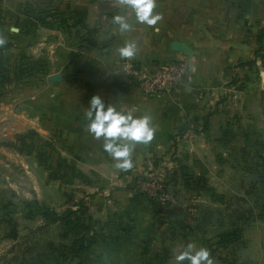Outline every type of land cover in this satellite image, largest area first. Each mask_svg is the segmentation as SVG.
Returning a JSON list of instances; mask_svg holds the SVG:
<instances>
[{
    "label": "crops",
    "instance_id": "crops-1",
    "mask_svg": "<svg viewBox=\"0 0 264 264\" xmlns=\"http://www.w3.org/2000/svg\"><path fill=\"white\" fill-rule=\"evenodd\" d=\"M16 1L0 0V5L3 3L0 34L8 37L7 43L0 46V57L4 63L24 56L57 61V69L49 71L41 81V86L51 91L45 103L40 101L43 106L39 123L45 129L54 120V137L64 141L65 151L61 154L71 155L76 170L84 167L94 170L92 165L98 164L114 174L120 171L103 149V137L94 138L87 131L85 113L93 95H99L106 107L112 105L118 111L151 118L156 129L154 137L148 144H136L132 153L134 164L146 156L173 154L176 160L181 156L187 160L181 162L184 170L199 175V171L204 172L209 166L201 156L219 155L224 148L222 138L230 129L233 152L247 150L253 160L264 154V53L255 65H236L254 58L256 28L264 27V0H155L153 14L158 13L161 18L151 26L137 23L125 0H28L32 8L52 10L63 17L52 26L48 23L35 26L25 20L18 22L20 2ZM116 14L127 17L132 25L130 31L122 33L113 23ZM76 21L92 30L95 46L77 48L84 27ZM4 22L9 24V32L1 30ZM104 40L106 45H102ZM126 41L135 44V55L131 58L150 67L168 60L187 61L189 69L180 86L163 96L152 97L132 85L117 67L118 61L126 58L118 51ZM260 64L263 66L259 67ZM55 73L61 74V81L46 80ZM34 102L29 100L31 104ZM7 104L10 101L0 103V108ZM30 109L29 105L25 116ZM13 111L25 113L15 106ZM0 116L9 125L10 114L2 112ZM15 117L13 114L12 118ZM33 119L36 118L28 119V123ZM35 123L31 128L36 127ZM214 165L215 162L209 168ZM252 184L248 187L247 211L235 216L232 222L233 228L238 226L244 242L243 246L235 247L236 264H264V176L252 180ZM258 187L263 188V194ZM197 197V201L202 198ZM181 205L178 199H173L166 207L162 206L165 208H159L163 212L167 207L173 209L163 215L169 222L170 236L155 246V250L164 249L169 256L163 260L159 253H154L158 258L152 256L147 264H166L172 258L175 264L174 252L189 241L207 248L205 239L210 230L198 228L197 224L194 229L189 226L187 232L181 229L177 211ZM155 214L154 218L158 216L161 222V212ZM198 221L200 225L206 223L204 219ZM106 249L114 260L107 256L97 259V264H145L144 247L136 239L127 244L109 243ZM211 257L213 264H223Z\"/></svg>",
    "mask_w": 264,
    "mask_h": 264
},
{
    "label": "rangeland",
    "instance_id": "rangeland-1",
    "mask_svg": "<svg viewBox=\"0 0 264 264\" xmlns=\"http://www.w3.org/2000/svg\"><path fill=\"white\" fill-rule=\"evenodd\" d=\"M16 2H20L16 14L18 22L25 20L30 25L48 23L52 26L62 21L63 17L55 11L32 8L28 0ZM81 25L84 32L80 37L77 36L78 49L93 46L91 42H94L91 29L82 21ZM8 27L9 24L4 22L1 30L9 32ZM261 28H256V35ZM263 53L264 49L259 57ZM122 59L118 61L117 67L125 75L120 68ZM30 60L42 61L41 72L29 76L24 70L18 69L20 63ZM51 60L47 62L24 56L4 63L7 76L0 85V103L10 101V104L0 108V113L5 112L7 116L10 114L11 121L7 125L6 118L0 116V264H28L31 258L35 261L32 264H97V259H107V256L114 260L106 249L109 243L124 241L127 244L134 239L144 247L145 264L154 255L158 258V253L165 260L169 256L167 251H157L155 246L170 236L171 232L167 228L169 222L165 221L167 218L163 215L173 209L167 207L165 213L159 208H165L173 199H178L182 204L177 211L181 216L180 227L183 232L189 231V226L194 229L196 224L198 228L210 230L209 237H205L210 255L223 264H236L235 247L243 246L244 242L239 236L238 226L233 228L232 222L235 216L242 215L248 209L246 201L248 187L250 184L253 186L252 180L264 176V154L257 155L253 160L247 150H241L239 154L233 152L230 129L222 138L224 148H221L219 155L213 158L210 155L201 156L207 159L209 165L206 171L201 172L203 174L200 171L195 176L194 173H188L182 165L187 160L183 156L176 160L173 154L146 156L131 169L120 170L116 174L103 170L98 164L92 165L94 170L88 167L76 170L71 155L61 154V151H65L62 149L64 141L54 137V120L45 125V129L39 123L43 106L40 101L45 103L51 91L41 86V81L59 65L54 59ZM130 60L142 64L139 60ZM31 99L35 100L33 104L29 103ZM29 105L31 109L28 117L25 114L28 113ZM14 106L23 109L25 113L14 112ZM13 114L15 119L12 118ZM32 118H36L33 119L36 122L33 128L37 130L31 128L34 121L28 123V119ZM214 162L215 165L209 168ZM248 173L255 174V179L249 178ZM142 181L145 186L141 189L137 182ZM153 181L160 182L158 184L167 192L169 201L161 204L149 195L153 190ZM257 189L263 194L262 187ZM197 196L202 197L200 201H197ZM26 201L30 204L32 215L27 214ZM77 204L87 208L90 215L89 234H94L95 242L87 250L71 257L68 253L69 241L60 238L63 225L45 222L35 213L39 211L36 210L39 206L66 213L76 209ZM160 212L163 216L161 222L158 216L154 218L155 213L159 215ZM198 219H204L206 223L200 225ZM231 231L238 234L235 242L218 243L219 234ZM153 233L163 236L160 238ZM170 261L166 264H173V258Z\"/></svg>",
    "mask_w": 264,
    "mask_h": 264
},
{
    "label": "clouds",
    "instance_id": "clouds-1",
    "mask_svg": "<svg viewBox=\"0 0 264 264\" xmlns=\"http://www.w3.org/2000/svg\"><path fill=\"white\" fill-rule=\"evenodd\" d=\"M125 3L133 10L137 23L151 26L161 18L158 13L153 14L155 0H125ZM112 19L122 33L132 29L125 15L116 14ZM5 43L7 37L0 34V46ZM118 51L120 56L131 58L135 55V44L126 41ZM85 117L88 119L87 131L94 138L103 137V149L113 158L114 167L124 171L134 166L132 153L136 144L150 143L156 131L149 116L137 117L131 112L118 111L112 105L106 107L99 95L91 97ZM174 261L175 264H213L209 250L197 247L194 241L175 251Z\"/></svg>",
    "mask_w": 264,
    "mask_h": 264
},
{
    "label": "trees",
    "instance_id": "trees-1",
    "mask_svg": "<svg viewBox=\"0 0 264 264\" xmlns=\"http://www.w3.org/2000/svg\"><path fill=\"white\" fill-rule=\"evenodd\" d=\"M44 12V11H42ZM77 23H81L80 21ZM92 31V30H91ZM263 36H264V27H262L258 35H256V43L257 47L253 51V59L248 60L246 62H237V66L240 65H255L256 58L259 57L260 52L264 49L263 46ZM91 45H95V42H91ZM4 46V45H3ZM24 59V58H21ZM18 69L20 71L24 70L27 72L26 75H31L32 73H36L40 71L42 66V61L40 60H30L26 63H20ZM6 68L4 67V61L0 57V85L6 79ZM26 203L25 207L27 209V214L32 215V210L30 208V204ZM29 209V213H28ZM36 215L40 216L44 219L45 222H58L63 225V230L61 232L60 238L62 240L69 241L68 253L71 257L77 256L79 253L88 249L89 245L95 242L94 234H89L90 231V215L87 213V208L84 205L77 204V208L74 210H69L66 213H58L53 210H49L44 206H39L36 208ZM237 233L235 231L226 232L219 234V242L220 244L233 243L236 241ZM28 264L35 263L34 259L31 258V261H27ZM55 264H59L56 262Z\"/></svg>",
    "mask_w": 264,
    "mask_h": 264
},
{
    "label": "built area",
    "instance_id": "built-area-1",
    "mask_svg": "<svg viewBox=\"0 0 264 264\" xmlns=\"http://www.w3.org/2000/svg\"><path fill=\"white\" fill-rule=\"evenodd\" d=\"M120 68L144 94L157 97L176 90L187 74L189 66L187 61L182 59L168 60L151 67L130 59H122ZM158 183L160 182L153 181V190L149 192V195L159 203L164 204L169 201L168 195L162 185ZM137 184L141 189L145 186L143 181L137 182Z\"/></svg>",
    "mask_w": 264,
    "mask_h": 264
},
{
    "label": "water",
    "instance_id": "water-1",
    "mask_svg": "<svg viewBox=\"0 0 264 264\" xmlns=\"http://www.w3.org/2000/svg\"><path fill=\"white\" fill-rule=\"evenodd\" d=\"M13 30H15V28H13ZM106 44H107V41H105V40L102 41V45H106ZM61 79H62V77H61L60 73L51 74V75H48L46 77V80L50 81V82H59V81H61ZM248 177L251 179H255L256 175L253 173H249Z\"/></svg>",
    "mask_w": 264,
    "mask_h": 264
}]
</instances>
